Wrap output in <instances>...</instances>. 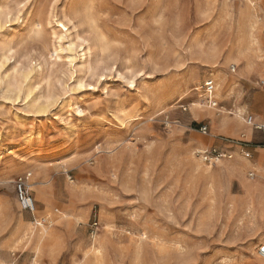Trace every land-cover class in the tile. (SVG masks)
<instances>
[{"label": "rangeland", "instance_id": "rangeland-1", "mask_svg": "<svg viewBox=\"0 0 264 264\" xmlns=\"http://www.w3.org/2000/svg\"><path fill=\"white\" fill-rule=\"evenodd\" d=\"M263 14L264 0H0V264H264V134L245 123L264 124ZM210 148L232 159L207 166Z\"/></svg>", "mask_w": 264, "mask_h": 264}, {"label": "built area", "instance_id": "built-area-1", "mask_svg": "<svg viewBox=\"0 0 264 264\" xmlns=\"http://www.w3.org/2000/svg\"><path fill=\"white\" fill-rule=\"evenodd\" d=\"M235 68L231 67L230 72H234ZM203 93H204V98H205V103L208 105L209 108H216L217 107V102L214 97L215 89H216V83L213 79L209 78L203 83ZM245 123L247 126L252 127L254 130H257L264 134V125H255L252 117H247L245 119ZM199 131L203 134L207 132V128L203 127L200 128ZM201 161L205 165L213 166L216 165L217 163L224 161V160H231L232 156L227 155L225 153H222L214 148L206 149L204 151H199L196 153ZM242 157L244 159H249L250 155L247 152H242ZM253 174H249V178H253ZM23 184L21 180H18L17 182V200L19 207L22 211L25 212H30L33 213L35 211V204L31 197L28 196V194L24 191ZM97 224L93 223L92 228H96ZM258 255L259 257L264 261V245L260 246L258 248Z\"/></svg>", "mask_w": 264, "mask_h": 264}, {"label": "bare ground", "instance_id": "bare-ground-1", "mask_svg": "<svg viewBox=\"0 0 264 264\" xmlns=\"http://www.w3.org/2000/svg\"><path fill=\"white\" fill-rule=\"evenodd\" d=\"M263 12V11H262ZM264 15V14H263ZM88 18V16L86 17ZM95 22V21H94ZM209 57H211L209 55ZM249 58V56H248ZM251 66V65H250ZM250 66H246V70H249L250 69ZM253 67V66H252ZM196 90V89H195ZM215 97V96H214ZM192 106H196V104H193ZM244 111V107H240V108H237V113L235 114H230L231 117H228L226 119H223L221 122H220V125H219V128L220 130H223V131H227V132H236L239 127L238 125L236 124V120H243L242 119V113ZM208 116H211V115H208ZM212 118V117H211ZM264 118V116H263ZM261 125H264V124H261ZM249 138V137H248ZM232 168L234 169V167L232 166ZM260 258V257H259ZM261 259V258H260ZM262 260V259H261ZM263 261V260H262Z\"/></svg>", "mask_w": 264, "mask_h": 264}, {"label": "crops", "instance_id": "crops-1", "mask_svg": "<svg viewBox=\"0 0 264 264\" xmlns=\"http://www.w3.org/2000/svg\"><path fill=\"white\" fill-rule=\"evenodd\" d=\"M209 79V78H208ZM214 80V79H213ZM261 86H262V83H261ZM261 94H262V97H263V100H264V90L263 91H261ZM255 116H256V118H257V120L258 121H261L258 117V114L256 115V114H254ZM255 124V123H254ZM257 125H259V124H257ZM218 145V147L219 148H226L227 146L225 145V144H223V142L222 143H218L217 144ZM240 152H241V156H242V152H247V153H249V155H250V158L249 159H244L245 161H247V160H251V153H250V151H249V149L247 148V147H244V148H241V150H240ZM240 152H239V154H240ZM262 152H259L258 153V158L260 157V156H262L263 154H261ZM240 158H242V157H240ZM243 159V158H242ZM254 165H255V167L256 168H259V163H258V161H255V163H254ZM229 171H231V172H229ZM232 173V170H231V168H229V167H227V174H231ZM250 174H252V173H250ZM254 175V174H253ZM249 176V175H248ZM253 178H254V176H253ZM252 178V179H253Z\"/></svg>", "mask_w": 264, "mask_h": 264}]
</instances>
